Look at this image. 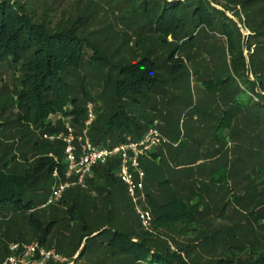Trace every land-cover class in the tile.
<instances>
[{
	"label": "trees",
	"instance_id": "obj_1",
	"mask_svg": "<svg viewBox=\"0 0 264 264\" xmlns=\"http://www.w3.org/2000/svg\"><path fill=\"white\" fill-rule=\"evenodd\" d=\"M203 3L204 0H0V80L7 89L5 94L8 93L1 95L0 101L4 100L8 106L12 104L18 110L16 120L31 128L16 131L22 142L20 147H15L19 141L8 143L7 134L0 140V263L10 254L3 238L23 242L30 240L26 238L28 235L47 245L51 230L61 220H68L65 229L73 236L80 230L76 224L82 225L84 233L79 236L76 251L88 237L77 259L86 253L91 245L88 240L93 238L92 245L98 249V264H189L185 252L209 243L210 234L198 235L192 205L191 211L187 210L188 204L166 208L167 203L158 205L147 194L154 208L159 206L160 209L158 216L152 212L157 232L145 230L138 216L137 220L128 219L117 188L112 185L121 182L113 172L117 158L94 167L88 188L75 186L67 190L57 203L67 206L65 211L57 206L65 213L64 217L62 211L52 214L45 228L38 215L39 206L47 201L54 185V155L63 160V142L42 136L64 129L61 123L53 126L50 117L54 114L72 116L73 125L80 133L87 118L86 106L94 102L98 117L89 134L96 144L112 145L124 140L127 134L141 137L150 123L156 121L159 112L146 91L154 90L165 81L156 75L159 65L151 55L152 49L174 45L164 67L177 73L183 66L182 49L190 50L196 43L198 33L194 24L197 28L206 25L216 29L222 22L218 8L214 7L216 15H213ZM223 13L230 18L227 12ZM124 18L139 32L131 45L129 55L132 53V56L124 55L122 47L115 45L118 32L113 31V24ZM226 24L224 19L223 25ZM237 27L241 26L237 24ZM144 33L149 34L150 39L142 37ZM142 38L148 40V52L139 48L143 45ZM159 54L165 56L162 52ZM90 74L101 84L98 96L88 88ZM238 77H242L241 81L246 77L253 85L248 84L250 89L264 88V73L253 78L250 75ZM227 80L219 77L213 82L220 84ZM254 94L251 106H247L255 110L250 118L264 122V94L258 91ZM248 151L251 153L252 148ZM30 152L33 162L27 154ZM160 153L158 150L148 159ZM19 155L23 156V162ZM90 190L107 195L102 200L101 214L98 210H89L84 203L87 197L83 193ZM57 204L51 205L56 207ZM187 214L190 216L186 217ZM12 231L17 233L12 236ZM167 232L189 240L197 239L200 244L184 245L185 242L177 238L173 248L164 238ZM247 257L249 264H264V252L252 250ZM55 263L58 262H48ZM213 264H230V260L221 258Z\"/></svg>",
	"mask_w": 264,
	"mask_h": 264
},
{
	"label": "rangeland",
	"instance_id": "obj_2",
	"mask_svg": "<svg viewBox=\"0 0 264 264\" xmlns=\"http://www.w3.org/2000/svg\"><path fill=\"white\" fill-rule=\"evenodd\" d=\"M203 4L213 15H216V6L222 22L216 29L206 25L197 28L194 24L198 33L196 43L190 50L182 49L180 57L183 66L177 73L164 67L166 56L174 45L152 49L151 55L159 65L156 75L165 81L146 93L153 105L159 107L157 127L165 141L158 148L161 152L158 156L152 159L141 157L142 167L147 173L144 193L149 194V199L158 205L167 203L166 208H172L175 204L176 207L188 204L187 210L191 211L190 208L194 206L192 213L197 218L198 235L210 234L207 240L209 243L203 247L197 239L189 240L172 232L164 236L173 244V248L177 238L185 242L184 245H199L185 252L189 264H213L221 258L230 260V264H249L248 252H264V122L255 117L251 120L255 110L247 106H251V99L256 97L254 92L264 94V88L250 89L249 86H253L251 82L246 77L241 81L242 77L238 76L250 75L253 78L254 75L264 73V0H204ZM224 11L230 18L225 16ZM231 18L241 27L238 28ZM224 19L226 26L223 25ZM112 29L118 32V44L115 45L122 47L124 55L132 56V53L129 55L131 45L136 42L139 32H135L137 30L126 18L114 23ZM144 35L149 38V34L144 33L142 37ZM142 41L143 45L139 48L142 52H148V40L142 38ZM160 52L165 56H158ZM4 75L7 80L8 74ZM219 77L228 80L225 83H214ZM94 79L97 80L90 74L88 88L93 95L98 96L102 87ZM12 86L13 83L8 86L9 90ZM6 90L0 80V96ZM100 100L97 102L99 106L102 104ZM3 101H0V140L7 134V142L13 143L20 140L16 131L31 128L19 122V119L16 120L18 110L12 104L5 105ZM69 117L72 118L66 114H54L50 117L51 124L62 125ZM7 118L11 123H4L8 121ZM153 124L150 123V126ZM20 145L21 141L15 147ZM248 147L252 148L251 153ZM17 153L21 154V151ZM27 154L33 162V154ZM19 160L23 162L22 155H19ZM118 167L117 161L113 165L115 174ZM112 185L117 188L126 217L137 220L134 202L127 196L124 182L121 180L119 184ZM83 196L87 197L84 200L87 208L98 210L101 214L102 200L107 195L90 190L84 192ZM139 203L141 207L154 212L155 216L160 215L159 206L154 208L147 198ZM57 206L64 211L67 207L62 204L56 207L39 206L38 215L43 227H47L52 214L62 211ZM167 212L170 213V210ZM68 223V220H61L51 230L49 241L44 245L67 259L64 263L55 264H98V249L92 245L93 238L88 240L91 245L86 253L77 259L88 237L76 251L79 236L84 231L82 225L76 224L80 230L73 236L72 232L65 229ZM154 231L157 232V229L153 224ZM216 232L219 233L215 236ZM16 233L12 231V236ZM26 238L30 240L23 242H40L36 237L27 235ZM3 240L8 249L14 241L13 238Z\"/></svg>",
	"mask_w": 264,
	"mask_h": 264
},
{
	"label": "built area",
	"instance_id": "obj_3",
	"mask_svg": "<svg viewBox=\"0 0 264 264\" xmlns=\"http://www.w3.org/2000/svg\"><path fill=\"white\" fill-rule=\"evenodd\" d=\"M87 118L80 133H77L71 118H67L64 129L56 133H45L50 141L63 142V160L54 155L56 165L52 171L54 185L47 201L41 206L57 204L72 187L88 188V178L98 164H107L117 158L119 167L116 175L124 182L127 194L134 202V208L145 230H153V214L149 208L140 206L139 201L146 199V171L142 167L141 157H151L164 143L165 137L155 123L148 127L139 138L125 135V139L112 145L96 144L89 132L97 120L96 104L88 102ZM63 163V165H62ZM10 254L1 264H48L64 263L67 259L53 249L46 248L40 242L13 241L9 244Z\"/></svg>",
	"mask_w": 264,
	"mask_h": 264
},
{
	"label": "crops",
	"instance_id": "obj_4",
	"mask_svg": "<svg viewBox=\"0 0 264 264\" xmlns=\"http://www.w3.org/2000/svg\"><path fill=\"white\" fill-rule=\"evenodd\" d=\"M158 152V151H157Z\"/></svg>",
	"mask_w": 264,
	"mask_h": 264
}]
</instances>
